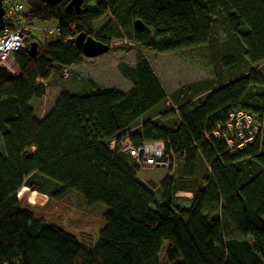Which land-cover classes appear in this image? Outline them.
<instances>
[{
  "label": "trees",
  "instance_id": "1",
  "mask_svg": "<svg viewBox=\"0 0 264 264\" xmlns=\"http://www.w3.org/2000/svg\"><path fill=\"white\" fill-rule=\"evenodd\" d=\"M22 2L25 23L55 19L57 26L43 40L26 31L25 47L13 53L16 73L0 65V264H264L263 74L251 69L182 85L169 104L142 52L209 49L223 42L216 73L242 61L264 69V0H81L79 13L65 11L68 0L54 6ZM105 14L138 46L134 65L117 66L129 89L87 78L89 91L61 89L49 112L35 118L30 102L46 93L45 81L84 58L74 35H90L85 19ZM137 19L142 29L135 27ZM5 25L16 28L7 20ZM114 34L106 23L94 37L109 43ZM31 42L37 43L33 55ZM201 93L197 102L187 101ZM173 100L182 105L176 108ZM163 104L168 112L142 118ZM237 110L250 113L260 130L230 153L209 133ZM124 136L136 144L163 140L167 155L183 158V172L192 175L198 160L208 176L179 204L171 168H144L108 147L111 138ZM21 187L50 198L74 191L88 206L103 204L96 241L83 242L36 216L17 195Z\"/></svg>",
  "mask_w": 264,
  "mask_h": 264
},
{
  "label": "rangeland",
  "instance_id": "2",
  "mask_svg": "<svg viewBox=\"0 0 264 264\" xmlns=\"http://www.w3.org/2000/svg\"><path fill=\"white\" fill-rule=\"evenodd\" d=\"M223 22L226 23V19H223ZM106 23L110 26L111 31L115 33L109 40L110 50L100 56L86 59L87 63L81 64L76 69L78 73H73L72 70L67 69L66 76L53 74L47 79L45 82L49 89L47 91L48 94L41 99L34 100L32 103L35 118H43L49 112L48 109L53 104L59 89H66L74 93L89 91L91 86L88 84L87 78H91L99 85L112 87L121 92H126L129 89L131 86L130 82L120 74L117 67L120 62L130 65L135 64L138 46L130 40L129 31L115 24L109 14H105L95 20L85 19L83 25L90 32V35L95 36L100 34L101 27ZM56 26L57 22L55 19L35 21L32 32L39 40H43L44 33L49 29H55ZM56 35L57 32L55 30L51 36L56 37ZM122 46H132V49L127 51ZM225 46V43L220 42L218 46H212L209 49H206V47H195L164 53L142 49V52L152 66L169 97L168 102L171 104L172 92L182 85L211 81L217 76L222 80L230 79L251 69L260 71L264 76V69L261 64L250 67L244 61L239 62L235 67L223 68L216 73L215 62H218L217 59L224 53ZM5 60H7L8 70L16 73L17 65L14 62L13 53L7 55ZM203 95V93L195 94L187 101L195 103ZM173 101L176 108L182 105L180 102ZM169 104L166 103L165 105L168 106ZM165 105L156 107L142 118L150 119L168 112ZM255 118L258 120V116H255ZM175 119L177 117L172 120ZM130 163L132 165V162ZM170 167L176 179V196L179 198L177 203L186 204V201L182 199L191 197V191L202 186L201 179L204 176H208L207 167L204 163L197 160L194 173L188 176L187 173L182 171V157L176 158ZM17 195L20 197L22 204L31 209L36 216L42 217L47 223L62 227L83 242L93 243L96 241L99 230L104 226L102 215L106 209L105 206L103 204L88 206L82 197L74 191H69L59 198H50L43 192H33L28 187H21ZM165 245L166 241L163 242V248L159 252L162 260L164 259Z\"/></svg>",
  "mask_w": 264,
  "mask_h": 264
},
{
  "label": "built area",
  "instance_id": "3",
  "mask_svg": "<svg viewBox=\"0 0 264 264\" xmlns=\"http://www.w3.org/2000/svg\"><path fill=\"white\" fill-rule=\"evenodd\" d=\"M4 8V20L14 23L15 29L5 28L0 31V65L6 69L7 63L5 57L15 51L25 47L26 31L33 26L24 22L23 2L22 0H2ZM52 32L53 29H49ZM66 76V70H64ZM169 103V102H168ZM259 126L252 115L244 110H237L228 115V120L209 135L214 138H221L227 146L230 153L253 141L259 133ZM205 133V136H209ZM108 147L117 152L128 154L135 163L144 168L163 166L171 168L175 156L167 155L165 152V142L160 139L142 141L138 144L130 140L128 136L123 138H111L108 141Z\"/></svg>",
  "mask_w": 264,
  "mask_h": 264
},
{
  "label": "water",
  "instance_id": "4",
  "mask_svg": "<svg viewBox=\"0 0 264 264\" xmlns=\"http://www.w3.org/2000/svg\"><path fill=\"white\" fill-rule=\"evenodd\" d=\"M41 2L49 5H56L63 0H40ZM74 10L76 13H79L81 8V0H68L65 5V11L71 12ZM86 10V8H83ZM232 14V12H231ZM134 25L138 29H142L143 23L137 19L134 22ZM5 28V20H4V8L3 2L0 0V31ZM74 43L77 48H79L82 52V55L86 58H94L100 56L110 50V44L105 43L100 39L95 38L92 35L86 34L84 31H80L74 35ZM37 43L31 42L28 47V52L30 55H33L36 52Z\"/></svg>",
  "mask_w": 264,
  "mask_h": 264
},
{
  "label": "crops",
  "instance_id": "5",
  "mask_svg": "<svg viewBox=\"0 0 264 264\" xmlns=\"http://www.w3.org/2000/svg\"><path fill=\"white\" fill-rule=\"evenodd\" d=\"M86 59H89V58L84 57L83 60H82L80 63L71 66L69 69L72 70L73 73H78L76 69H78L79 66H80L81 64L84 65L85 63H87V62H86V61H87ZM48 90H49V89L47 88L46 93H45L42 97H44V96H46V95L48 94V92H47ZM60 91H61V89H59V91L57 92V95H56L55 98H54L53 104H54L55 100L57 99L58 94L60 93ZM42 97L34 98V99L30 102V106L32 107V109H33V106H32L33 101L36 100V99H41ZM53 104L51 105V107H50L48 110H50V109L53 107ZM39 119H40V118H39ZM187 198H190V197H187Z\"/></svg>",
  "mask_w": 264,
  "mask_h": 264
}]
</instances>
